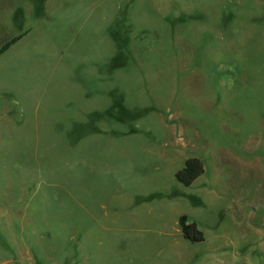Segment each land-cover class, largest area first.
I'll use <instances>...</instances> for the list:
<instances>
[{
  "label": "rangeland",
  "instance_id": "obj_1",
  "mask_svg": "<svg viewBox=\"0 0 264 264\" xmlns=\"http://www.w3.org/2000/svg\"><path fill=\"white\" fill-rule=\"evenodd\" d=\"M30 25L0 67V264H264V0Z\"/></svg>",
  "mask_w": 264,
  "mask_h": 264
},
{
  "label": "crops",
  "instance_id": "obj_2",
  "mask_svg": "<svg viewBox=\"0 0 264 264\" xmlns=\"http://www.w3.org/2000/svg\"><path fill=\"white\" fill-rule=\"evenodd\" d=\"M76 3L78 0H0V67L28 46L25 39L35 14L40 12L46 19Z\"/></svg>",
  "mask_w": 264,
  "mask_h": 264
},
{
  "label": "trees",
  "instance_id": "obj_3",
  "mask_svg": "<svg viewBox=\"0 0 264 264\" xmlns=\"http://www.w3.org/2000/svg\"><path fill=\"white\" fill-rule=\"evenodd\" d=\"M193 163H187V168L183 171V173H187V169L192 167ZM194 174V173H192ZM190 183V179L185 182L186 185ZM181 228L184 232V239L192 242H201L202 237L197 231V227L194 224L186 225L184 220L181 219L180 221Z\"/></svg>",
  "mask_w": 264,
  "mask_h": 264
}]
</instances>
